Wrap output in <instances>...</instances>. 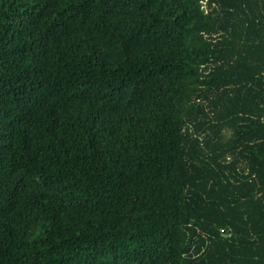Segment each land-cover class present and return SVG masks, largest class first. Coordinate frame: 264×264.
Wrapping results in <instances>:
<instances>
[{"label": "trees", "instance_id": "16d2710c", "mask_svg": "<svg viewBox=\"0 0 264 264\" xmlns=\"http://www.w3.org/2000/svg\"><path fill=\"white\" fill-rule=\"evenodd\" d=\"M0 264H264V0H0Z\"/></svg>", "mask_w": 264, "mask_h": 264}]
</instances>
